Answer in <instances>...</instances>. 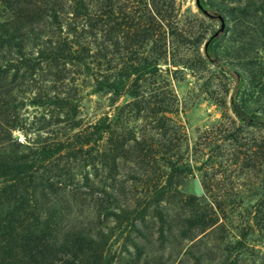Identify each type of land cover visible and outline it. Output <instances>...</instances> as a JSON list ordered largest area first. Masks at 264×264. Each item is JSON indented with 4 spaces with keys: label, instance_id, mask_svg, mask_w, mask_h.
Listing matches in <instances>:
<instances>
[{
    "label": "rangeland",
    "instance_id": "1",
    "mask_svg": "<svg viewBox=\"0 0 264 264\" xmlns=\"http://www.w3.org/2000/svg\"><path fill=\"white\" fill-rule=\"evenodd\" d=\"M203 2L226 19L216 65L195 0H0V34L22 36L0 42V129L45 153L27 212L52 213L48 264L100 241L101 264H264V125L230 101L237 73L264 118V0Z\"/></svg>",
    "mask_w": 264,
    "mask_h": 264
},
{
    "label": "trees",
    "instance_id": "2",
    "mask_svg": "<svg viewBox=\"0 0 264 264\" xmlns=\"http://www.w3.org/2000/svg\"><path fill=\"white\" fill-rule=\"evenodd\" d=\"M201 4L206 8L203 0H201ZM10 33L5 23V28L0 34V42L9 46L14 39L21 41L22 36ZM217 39L218 38L213 39L209 43L206 51L204 50L207 59L215 65L218 64V60L214 55L213 45ZM64 50L65 49L61 48L60 51L62 53L59 52L57 54L59 59L63 58ZM235 80L236 85L230 100L233 114L240 121L247 124L264 125L263 117L247 113L238 103L243 79L236 73ZM5 105L6 103H2L1 107H5ZM12 123L13 122H5L4 128L0 129L1 143L5 146L7 145V148L13 146L10 150L6 147L0 149V204L12 202L13 198V204H15V206L17 205V207L13 210L11 218L0 221V264H48L47 256L49 258L51 253L53 254L54 252L53 245H51V241L55 239V223L51 219L52 213L48 214L46 220L41 223L39 216L31 215L27 210V196L31 192L30 189L33 190V183L37 185L38 183L36 181L39 180L43 174L41 172V175H37V170L34 169V167L41 161V159H38V156H43L45 153L42 151L37 155L36 152L29 151L27 154H20L18 146L14 144L9 145L11 144L9 133L13 129V126H11ZM109 206L107 210H105L107 215L109 214ZM31 211L34 213L35 209L32 208ZM85 241H90L89 237L81 238L82 247ZM69 245L70 244L59 248L58 253L64 256L62 259H59V264H75L70 262L69 258L66 256L72 249H75L76 252L82 255L79 244L77 246H75V244L70 245V248ZM102 247L103 243L100 241L99 248L97 247L99 250H95L93 255L89 256V259H91L89 264H101ZM73 256L74 255L71 257ZM79 264L81 263L79 262Z\"/></svg>",
    "mask_w": 264,
    "mask_h": 264
},
{
    "label": "water",
    "instance_id": "3",
    "mask_svg": "<svg viewBox=\"0 0 264 264\" xmlns=\"http://www.w3.org/2000/svg\"><path fill=\"white\" fill-rule=\"evenodd\" d=\"M196 6L198 8V10L205 16H207L208 18L211 19H216L219 22V28L216 32H214L206 41V43L204 44V50L206 51V49L208 48L209 43L219 37L222 33H224L225 28H226V19L224 18L223 15L219 14V15H213L211 14L206 8H204V6L201 4V0H195Z\"/></svg>",
    "mask_w": 264,
    "mask_h": 264
}]
</instances>
